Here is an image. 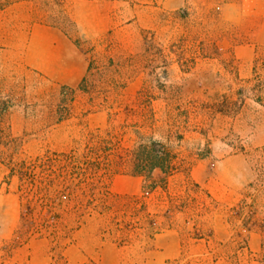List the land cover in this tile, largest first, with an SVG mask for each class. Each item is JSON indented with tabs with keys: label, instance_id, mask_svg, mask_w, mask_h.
I'll return each instance as SVG.
<instances>
[{
	"label": "rangeland",
	"instance_id": "obj_1",
	"mask_svg": "<svg viewBox=\"0 0 264 264\" xmlns=\"http://www.w3.org/2000/svg\"><path fill=\"white\" fill-rule=\"evenodd\" d=\"M259 10L0 0V264H264ZM36 25L84 53L80 86L16 56ZM125 176L138 194H118Z\"/></svg>",
	"mask_w": 264,
	"mask_h": 264
},
{
	"label": "crops",
	"instance_id": "obj_2",
	"mask_svg": "<svg viewBox=\"0 0 264 264\" xmlns=\"http://www.w3.org/2000/svg\"><path fill=\"white\" fill-rule=\"evenodd\" d=\"M254 17L264 19V12L259 10ZM15 53L30 70L43 74L56 86L76 88L84 82L89 71L84 53L68 35L51 26H34L24 48L16 49ZM117 180L121 183L117 190L120 195L138 194L142 189V180L138 177L125 176ZM45 262L50 264V258Z\"/></svg>",
	"mask_w": 264,
	"mask_h": 264
},
{
	"label": "trees",
	"instance_id": "obj_3",
	"mask_svg": "<svg viewBox=\"0 0 264 264\" xmlns=\"http://www.w3.org/2000/svg\"><path fill=\"white\" fill-rule=\"evenodd\" d=\"M154 147L156 148V143H154ZM154 151L157 152V154L152 158H150L147 162V168H150V170H154L156 168H164L163 161L165 160V156L167 153H165V149H154Z\"/></svg>",
	"mask_w": 264,
	"mask_h": 264
}]
</instances>
